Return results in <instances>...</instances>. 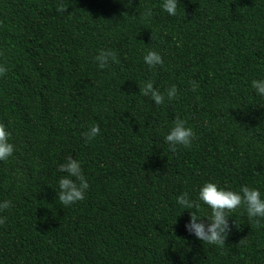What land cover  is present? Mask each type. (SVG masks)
<instances>
[{"label": "trees", "instance_id": "trees-1", "mask_svg": "<svg viewBox=\"0 0 264 264\" xmlns=\"http://www.w3.org/2000/svg\"><path fill=\"white\" fill-rule=\"evenodd\" d=\"M180 3L170 17L162 0H0V124L15 145L0 161V264H264V219L228 213L218 247L184 227L210 209L176 203L205 182L264 195V97L251 87L264 78V0ZM102 49L116 57L104 69ZM149 50L162 66L143 62ZM147 81L176 98L157 106L139 94ZM177 119L195 139L173 151ZM69 156L90 187L64 206Z\"/></svg>", "mask_w": 264, "mask_h": 264}, {"label": "clouds", "instance_id": "clouds-1", "mask_svg": "<svg viewBox=\"0 0 264 264\" xmlns=\"http://www.w3.org/2000/svg\"><path fill=\"white\" fill-rule=\"evenodd\" d=\"M179 4H181L180 0H162L161 7L168 16L175 17L178 15ZM147 14L150 15L151 13ZM115 59V54L112 51L104 49L100 50L94 57V61L100 69H104L110 61H115ZM143 62L149 68L162 66L164 63L161 54L154 50L147 51L143 56ZM6 71V67L0 65V76H3ZM251 87L255 90L256 95L264 97V78L252 80ZM193 90H195V85H193ZM139 94L150 97L159 106L165 102L166 98L168 101L176 98L177 88L173 85L161 93L154 88L153 82L147 81L142 87H139ZM99 132V126L92 124L84 133V137L86 140H92L97 137ZM10 137L11 133L4 125L0 124V161H7L15 152V145L11 142ZM194 139L193 129L187 126L182 119L175 120L164 136L165 143L173 151L177 146L191 147ZM57 170L66 174L58 180L57 201L61 205L68 206L84 200L90 186L82 172L80 162L69 156L57 166ZM200 202L210 209V215L205 214L201 218L190 212V219L184 227L189 235L206 244L223 247L231 230L228 213L241 206L245 208L250 220L254 219L256 223H259L261 219H264V195L255 187L241 186L240 191L237 192L221 187L215 182H205L200 187L195 201L190 199L187 193H182L176 197V203L184 210L199 209ZM10 206L11 201H0V211L8 209ZM2 223H4V218L0 217V224Z\"/></svg>", "mask_w": 264, "mask_h": 264}]
</instances>
